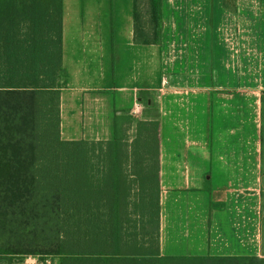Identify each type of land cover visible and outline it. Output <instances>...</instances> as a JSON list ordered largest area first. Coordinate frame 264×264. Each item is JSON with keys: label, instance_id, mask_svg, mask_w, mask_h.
<instances>
[{"label": "crops", "instance_id": "1", "mask_svg": "<svg viewBox=\"0 0 264 264\" xmlns=\"http://www.w3.org/2000/svg\"><path fill=\"white\" fill-rule=\"evenodd\" d=\"M62 2V139L117 140L160 256L264 258V0H162L161 43L135 0Z\"/></svg>", "mask_w": 264, "mask_h": 264}, {"label": "trees", "instance_id": "2", "mask_svg": "<svg viewBox=\"0 0 264 264\" xmlns=\"http://www.w3.org/2000/svg\"><path fill=\"white\" fill-rule=\"evenodd\" d=\"M145 14L152 43H161L162 0H135L136 28ZM62 75V0H0V264L29 254L60 264H264L258 256H160L158 202L139 210L104 169L119 160L117 140L62 139Z\"/></svg>", "mask_w": 264, "mask_h": 264}, {"label": "rangeland", "instance_id": "3", "mask_svg": "<svg viewBox=\"0 0 264 264\" xmlns=\"http://www.w3.org/2000/svg\"><path fill=\"white\" fill-rule=\"evenodd\" d=\"M108 171V170H107ZM111 181H114V179H106V183H110ZM138 187V186H137ZM146 187V192L143 193V195H137V197L141 199V201L138 202L137 201V208L139 210H142V211H146L148 209V207L151 205V203L154 201V200H149L151 198L154 197V191L155 189L152 188V186H145ZM146 247H141V249H138L137 248V245H130L128 246L127 249H130L128 251L130 252H141L142 254L143 253H147L146 250H145ZM126 250V248H125ZM30 256H36L34 254H29V255H26L25 257H16L14 258V260H12L11 263H17V264H26V260L30 257ZM40 261L42 262V264H60V260L58 257H55V256H51V255H41L40 256ZM148 264H193L191 261H187V260H151L149 261Z\"/></svg>", "mask_w": 264, "mask_h": 264}, {"label": "built area", "instance_id": "4", "mask_svg": "<svg viewBox=\"0 0 264 264\" xmlns=\"http://www.w3.org/2000/svg\"><path fill=\"white\" fill-rule=\"evenodd\" d=\"M165 81H167V79H165ZM26 264H42V262L40 261L39 257H37V256H30L26 260Z\"/></svg>", "mask_w": 264, "mask_h": 264}]
</instances>
